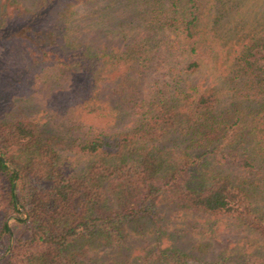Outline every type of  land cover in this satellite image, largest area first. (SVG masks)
<instances>
[{"label": "trees", "instance_id": "1", "mask_svg": "<svg viewBox=\"0 0 264 264\" xmlns=\"http://www.w3.org/2000/svg\"><path fill=\"white\" fill-rule=\"evenodd\" d=\"M190 260L264 264V0H0V264Z\"/></svg>", "mask_w": 264, "mask_h": 264}, {"label": "rangeland", "instance_id": "2", "mask_svg": "<svg viewBox=\"0 0 264 264\" xmlns=\"http://www.w3.org/2000/svg\"><path fill=\"white\" fill-rule=\"evenodd\" d=\"M180 58L178 57H172V61L174 62H177L179 61ZM158 64L160 66H164L166 61H167V57L165 56H160L158 58ZM50 72H47V71H40L38 72V77L39 79H44L47 83H46V87L45 88H38L39 91H38V96H40V102L42 103L41 104V107L43 108V104L44 103H48L49 100L51 101V99L55 96V93H52L53 91H56V94L59 93L60 89L62 90H65L64 88H52V86L54 85V81H52L50 83L51 80H55V78H58L56 81L58 83H60L61 79H65L66 78V75H67V70L65 68H57V69H54L52 71V73ZM153 78L157 79V78H160V74L159 73H155L153 74L152 76ZM210 77L209 75V72L207 70H205V68L202 69V74H201V78L200 80L201 81H205L206 79H208ZM37 78V77H36ZM38 79V78H37ZM53 84V85H52ZM48 93V96L46 95ZM45 96V97H44ZM50 105V104H49ZM36 112V111H35ZM39 109H37V115L40 117V113H39ZM42 112V111H41ZM61 124V123H59ZM234 231L233 230H229V229H220L219 231H217V234L215 236V238L213 239L212 241V244H211V249L212 250H222L224 248H227V247H230L232 245V243L234 242L235 238L233 237L234 235ZM189 264H197L196 261L194 260H190L189 261Z\"/></svg>", "mask_w": 264, "mask_h": 264}]
</instances>
